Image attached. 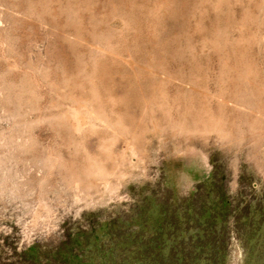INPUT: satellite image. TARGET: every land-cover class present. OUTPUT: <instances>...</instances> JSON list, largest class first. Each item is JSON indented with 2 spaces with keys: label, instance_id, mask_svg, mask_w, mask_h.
I'll list each match as a JSON object with an SVG mask.
<instances>
[{
  "label": "rangeland",
  "instance_id": "rangeland-1",
  "mask_svg": "<svg viewBox=\"0 0 264 264\" xmlns=\"http://www.w3.org/2000/svg\"><path fill=\"white\" fill-rule=\"evenodd\" d=\"M0 264H264V0H0Z\"/></svg>",
  "mask_w": 264,
  "mask_h": 264
},
{
  "label": "bare ground",
  "instance_id": "bare-ground-1",
  "mask_svg": "<svg viewBox=\"0 0 264 264\" xmlns=\"http://www.w3.org/2000/svg\"><path fill=\"white\" fill-rule=\"evenodd\" d=\"M149 68H150V67H149ZM74 99H75V98H74ZM103 102H104V101H103ZM78 103H80V102H78ZM78 105H79V104H78ZM76 106H77V105H76ZM76 106H75V107H76ZM79 106H80V105H79ZM79 106H78V107H79ZM78 107H77V108H78ZM72 108H73V107H72ZM81 108H82V106H81ZM84 109H85V108H84ZM84 109H83V112H84ZM104 109H105V108H104ZM104 109H103V110H104ZM74 110H75V113H76V110H77V109H74ZM93 110H94V109H93ZM78 111H82V109H78ZM86 111H87V110H86ZM88 111H89V110H88ZM90 111H91V110H90ZM105 111H106V110H105ZM93 112H94V111H93ZM93 112L91 111L90 113L93 114ZM206 112H207V111H206ZM68 113H69V112H68ZM77 113H78V112H77ZM57 114H58V113H57ZM76 115H77V114H76ZM80 116H81V115H80ZM91 116H92V115H91ZM183 116H184V115H183ZM189 116H190V115H189ZM205 116H206V115H205ZM75 117H76V116H75ZM97 117H100V116H97ZM261 117H262V116H261ZM77 118H78V117H77ZM81 118H82V117H81ZM186 118H187V117H186ZM79 119H80V117H79ZM80 120H81V119H80ZM102 120H103V119H102ZM193 120H194V119H193ZM207 120H208V119H207ZM49 121H50V120H49ZM118 121H119V120H118ZM190 122H191V121H190ZM205 122H206V121H205ZM107 124H108V123H107ZM175 125H176V124H175ZM186 125H187V124H186ZM176 126H178V125H176ZM192 126H193V125H192ZM78 127H79V126H78ZM80 127H81V126H80ZM183 127H184V126H183ZM121 128H122V127H121ZM186 128H188V127H186ZM118 129H119V128H118ZM153 129H155V128L153 127ZM184 129H185V128H184ZM184 129H183V130H184ZM187 130H188V129H187ZM187 130L185 129V131H187ZM155 131H156V130H155ZM189 131H192V130H189ZM189 131H188V132H189ZM100 132H101V131H100ZM175 132H176V131H175ZM179 132H180V130H179ZM188 132H187V133H188ZM159 133H160V132H159ZM177 133H178V132H177ZM188 134H190V133H188ZM125 137H126V136H125ZM186 137H187V136H186ZM202 137H203V136H202ZM169 138H170V137H169ZM132 144H133V143H132ZM148 144H149V143H148ZM92 166H93V165H92ZM102 168H103V167H102ZM107 182H108V181H107Z\"/></svg>",
  "mask_w": 264,
  "mask_h": 264
}]
</instances>
